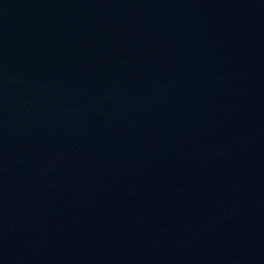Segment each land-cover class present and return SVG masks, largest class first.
Returning a JSON list of instances; mask_svg holds the SVG:
<instances>
[{
    "label": "water",
    "instance_id": "water-1",
    "mask_svg": "<svg viewBox=\"0 0 264 264\" xmlns=\"http://www.w3.org/2000/svg\"><path fill=\"white\" fill-rule=\"evenodd\" d=\"M0 264H264V0H0Z\"/></svg>",
    "mask_w": 264,
    "mask_h": 264
}]
</instances>
